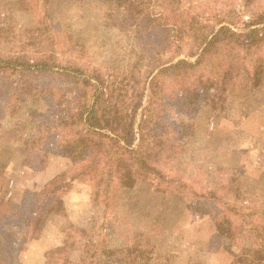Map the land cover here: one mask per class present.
Returning a JSON list of instances; mask_svg holds the SVG:
<instances>
[{"label": "trees", "instance_id": "obj_1", "mask_svg": "<svg viewBox=\"0 0 264 264\" xmlns=\"http://www.w3.org/2000/svg\"><path fill=\"white\" fill-rule=\"evenodd\" d=\"M96 1L105 11L106 21L128 18L136 23L128 31L133 40L141 41V60L153 57L157 51L159 59L145 79L136 76V69L122 76L118 71L103 76L96 68L89 72L78 59L65 60V51L70 49L67 41L73 47L78 43L73 37L49 35L55 25L49 0H24L21 9L37 15L29 28L40 34L35 41L32 35L26 44L33 45L32 49H12L0 54V98L7 89L1 75H18L23 78L19 95L56 106L57 114L51 122L54 133L62 139L60 153L77 166L83 181L97 186L101 177H106L108 183L120 184L123 172L128 170L133 180L160 184L186 202L194 200L188 192H175L188 183L174 171L173 165H167L180 156L186 136L194 132L192 121L201 92L227 93L237 87H252L258 69L264 65V6L261 0H241L242 5L236 10L233 2L213 0L223 8L201 14L199 8L185 0ZM245 7L248 16L243 13ZM0 29V36L5 40L9 37V41L12 32L5 30L4 25ZM46 34L48 40H41ZM173 48L178 52L166 60L163 55ZM184 51H190L187 54L195 59L173 61ZM138 65L139 62L135 63L133 68ZM47 76L53 80H46ZM69 86L74 89V99L66 106ZM174 104L180 112L168 118L169 107ZM2 119L0 115V126L5 123ZM21 139L27 151L26 161L43 166L47 159L43 134L33 130ZM39 152L43 153L40 157L33 156ZM34 163L30 166L34 167ZM65 177L56 174L39 189H27L14 198L9 195L11 179L0 163V264H21L20 255L29 239L39 238L49 224L63 235V241L46 251V264H111L112 250L105 240L95 239L69 218L61 193ZM99 193L97 186L95 194ZM219 221V227L227 231L233 243L237 234H244L243 229L236 231L230 216ZM251 232L252 247L262 238L260 247L253 251H264L263 228L253 225ZM79 238L85 239L81 257L76 261L66 255L64 248ZM131 254L134 264H155V245L149 232H133Z\"/></svg>", "mask_w": 264, "mask_h": 264}, {"label": "rangeland", "instance_id": "obj_2", "mask_svg": "<svg viewBox=\"0 0 264 264\" xmlns=\"http://www.w3.org/2000/svg\"><path fill=\"white\" fill-rule=\"evenodd\" d=\"M22 1L0 0V28L4 25L5 30L12 32L9 41V37L5 40L0 36V54L12 49L26 52L33 48L26 45L31 36L35 41L40 34L31 32L29 24L37 15L21 9ZM185 1L199 8L201 14L223 8L213 0ZM226 1L233 2L235 8L242 5L241 0ZM260 2L264 6V0ZM246 8L243 13L248 16ZM49 10L55 22L49 35L73 37L78 43L73 47L67 41L70 49H66L63 58L69 62L78 59L89 72L96 68L103 76L116 71L122 76L136 69V76L144 80L159 59L155 51L153 57L141 60V41L133 40L128 31L136 23L128 18L106 21L105 11L96 0H49ZM42 39L48 40L47 34ZM177 52L173 48L163 56L169 60ZM188 52L173 61L184 57L195 59ZM137 62L139 65L133 68ZM1 77L7 82V89L0 98L1 122L5 121L0 126V163L11 179V197L19 198L25 190L39 189L46 180L64 174L61 193L69 218L95 239L105 240L112 250L111 264H134L131 245L136 229L150 233L155 245V264H264V251H253L260 247L262 238L255 241L254 247L251 243L253 225L264 230V65L258 69L250 89L237 87L227 93L207 90L199 94L192 121L194 132L186 136L180 156L167 165H173L174 171L188 183L184 189L178 187L175 191L188 192L194 198L189 197L187 202L176 193L165 191L160 184L133 180L128 170L123 172L120 184L108 183L106 177H101L97 185L100 195H96L97 186L83 181L77 166L60 153L62 139L54 133L51 122L58 108L35 97L19 95L22 77L9 74ZM45 79L53 80L52 76ZM67 88L65 103L70 106L74 89ZM169 108L168 118L180 112L177 104ZM33 130L45 137L42 143L47 159L43 166L26 161L21 136ZM42 154L33 156L38 158ZM33 163L35 166H30ZM227 215L235 222L236 231L244 230L243 235L236 233L235 243L218 225L220 218ZM62 238L57 228L49 224L39 238L29 239L20 255L21 264H46V251L62 244ZM84 239H76L64 248L66 255L78 261Z\"/></svg>", "mask_w": 264, "mask_h": 264}]
</instances>
